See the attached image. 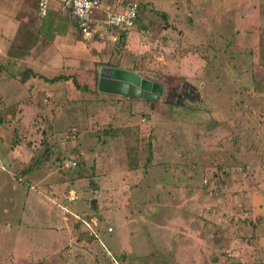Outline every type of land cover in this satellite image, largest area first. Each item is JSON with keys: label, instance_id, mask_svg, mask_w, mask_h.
<instances>
[{"label": "rangeland", "instance_id": "obj_1", "mask_svg": "<svg viewBox=\"0 0 264 264\" xmlns=\"http://www.w3.org/2000/svg\"><path fill=\"white\" fill-rule=\"evenodd\" d=\"M133 1L121 44L93 47L53 1L40 19L0 0L22 10L0 54V264H264V0ZM107 66L161 95L99 92Z\"/></svg>", "mask_w": 264, "mask_h": 264}, {"label": "built area", "instance_id": "obj_2", "mask_svg": "<svg viewBox=\"0 0 264 264\" xmlns=\"http://www.w3.org/2000/svg\"><path fill=\"white\" fill-rule=\"evenodd\" d=\"M52 0H36L35 12L38 18L47 15ZM55 10L60 14L69 13L81 38L118 45L132 28L138 16L137 3L133 0H116V8L101 7L100 0H53ZM120 45V44H119ZM74 162L65 160L63 167H72ZM75 198L72 190L67 199Z\"/></svg>", "mask_w": 264, "mask_h": 264}, {"label": "water", "instance_id": "obj_3", "mask_svg": "<svg viewBox=\"0 0 264 264\" xmlns=\"http://www.w3.org/2000/svg\"><path fill=\"white\" fill-rule=\"evenodd\" d=\"M99 92L114 94L128 99H157L163 90L161 83L140 77L133 70L103 67L96 81Z\"/></svg>", "mask_w": 264, "mask_h": 264}, {"label": "crops", "instance_id": "obj_4", "mask_svg": "<svg viewBox=\"0 0 264 264\" xmlns=\"http://www.w3.org/2000/svg\"><path fill=\"white\" fill-rule=\"evenodd\" d=\"M14 6L15 5H13L11 8L9 7L7 9H3V11L0 12V54L3 57L2 58V61L4 60V58L7 61L8 57H11V55H6V50H8L9 42L11 41V39H13V37L15 35V31L17 32L18 27L15 30V26L19 22V20H18L19 17L18 16L21 14L20 11L22 12V10L19 9V7L16 9ZM51 8L54 9L53 7H51ZM54 11H55V9H54ZM51 14H52V12H51ZM54 21L57 22V23H59L58 20H55L54 19ZM68 21L67 22L69 24L67 26L69 27L70 20L68 19ZM47 22L45 24V27H49V23H47ZM59 24H61L60 26L61 27H64L65 29H61V30L55 32V35L53 36V40L54 39H56V40L60 39L61 41H63L64 44H66V39L68 38L67 36H69L70 33H68L66 31V24H63V23H59ZM53 26H55V25H53ZM58 32H63V33H58ZM35 38H36V36H33L34 41L37 42L38 41V38H36V39ZM91 43H93L91 46L96 47V43H97L96 41H91L90 44ZM57 45H58V43L56 42L55 45H54V50H58L59 49V45L58 46ZM60 51H62V50H60ZM46 57L48 58L47 60L49 61V64H48L49 67H54L52 65V63H51V57H58V58L61 57L60 60L63 63V62L66 61V47L64 46L63 51L62 52H59V55H57V54H51V56H46ZM38 58H39V55H36V57H33V56L30 55L28 58H26L27 59L26 61L30 62L28 64H31L30 66L32 68H33V63H35L36 64V69H37L38 64L40 63V61L38 60ZM26 103H28V100L26 101ZM9 155H10L9 152H6L5 154L1 155L0 156L1 162L2 163L3 162H8L9 160H12L13 161L14 158L12 156L9 157ZM54 167H55V165H54ZM0 168H4V166L1 165Z\"/></svg>", "mask_w": 264, "mask_h": 264}, {"label": "trees", "instance_id": "obj_5", "mask_svg": "<svg viewBox=\"0 0 264 264\" xmlns=\"http://www.w3.org/2000/svg\"><path fill=\"white\" fill-rule=\"evenodd\" d=\"M136 2V1H135ZM137 3V2H136ZM139 7H140V5H139V3H137V11H138V9H139ZM138 17V16H137ZM137 19V18H136ZM75 25V24H74ZM123 41V40H122ZM121 41V42H122ZM121 42L119 43V44H121ZM118 44V45H119ZM57 78V77H56ZM72 83H73V85H74V87L76 88V89H78V90H87V87L86 86H83V85H79L77 82H76V80L75 79H73L72 80ZM97 90V89H96ZM124 98V97H123ZM122 98V99H123ZM124 99H128V98H124ZM0 122H1V118H0ZM75 164V163H74ZM29 167V166H28ZM28 169V168H27Z\"/></svg>", "mask_w": 264, "mask_h": 264}]
</instances>
